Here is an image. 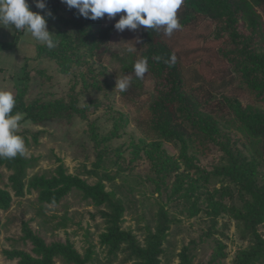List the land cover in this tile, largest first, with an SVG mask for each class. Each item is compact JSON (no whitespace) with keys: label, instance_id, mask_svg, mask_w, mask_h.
I'll return each instance as SVG.
<instances>
[{"label":"trees","instance_id":"1","mask_svg":"<svg viewBox=\"0 0 264 264\" xmlns=\"http://www.w3.org/2000/svg\"><path fill=\"white\" fill-rule=\"evenodd\" d=\"M28 3L34 12H51L48 30L58 44L51 50L36 46L37 55L54 59L71 73L72 87L66 97L27 101L28 85L22 82L14 93L13 114L23 113L22 120L39 125L84 117L74 84L82 79V89L87 90L107 83L103 71L92 62L107 54L114 56L120 64V78L132 75L127 91L118 89V100L133 110L132 125L140 133V147L147 145L145 154L160 185L166 187L173 178L180 213L192 217L202 211L211 221L210 230L217 214L228 215L239 237L248 242L232 264H264V237L258 232L264 222V0H184L177 12L182 27L170 37L143 26L137 33L127 28L118 32L114 24L123 12L114 19L105 16L94 21L61 0H45L44 10L35 7V0ZM202 24L206 30L199 32ZM137 38L141 41L135 44L137 51L127 53L128 42ZM14 43L2 42L0 49ZM172 54L176 62L169 67L164 60ZM141 58L147 59L149 71L137 79L133 65ZM24 132L28 130L16 134L25 139ZM117 134L113 129L107 137ZM166 143L178 149L177 156L166 151ZM34 162V157L24 155L0 159V168L10 171L8 181L15 196L35 191L39 206L44 207L59 204L71 192L80 194L98 208L105 224L99 242L107 251L106 264H163L167 230L176 218L168 209L159 208L141 242L131 230L122 228L127 209L124 199L106 190L102 181L89 184L68 173L62 163L50 175L28 176ZM11 203V193L0 187V211L8 210ZM57 225L65 227L66 218L61 217ZM21 239L30 242L31 251L3 250L17 264H90L94 260L91 248L80 253L69 239L46 243L26 222ZM213 241L215 250L204 264L221 257V242ZM177 257L178 264H194L190 245Z\"/></svg>","mask_w":264,"mask_h":264},{"label":"rangeland","instance_id":"2","mask_svg":"<svg viewBox=\"0 0 264 264\" xmlns=\"http://www.w3.org/2000/svg\"><path fill=\"white\" fill-rule=\"evenodd\" d=\"M201 27L199 32L206 30L203 24ZM130 31L137 33L138 30ZM13 41L12 46L0 49V89L10 90L14 95L17 86L24 82L28 85L27 101L66 97L72 87V74L64 71L54 59L38 57L36 46L43 44L30 34L0 26V43ZM92 65L103 71L107 83L84 90L83 80L76 81L77 105L83 109L84 117L52 119L40 125L21 121L17 131L28 130L24 132V156L35 158L28 176L50 175L62 163L68 173L79 175L89 184L102 181L106 190H112L124 199L127 209L122 228L131 230L141 242L146 227L154 224L159 208L168 209L176 218L167 230L163 264H178L177 253L187 245L192 247L194 264L208 262L215 250L213 238L221 242V257L210 264H232L238 251L248 243L239 237L234 221L226 214H217L215 227L210 230L211 221L202 211L192 217L180 213L175 204L177 193L173 178H169L166 187L160 185L161 180L155 176L145 154L147 145L140 147V133L132 125L133 110L123 107L118 100L119 62L107 54ZM25 74L27 79L23 78ZM113 129L118 134L108 138ZM163 147L170 155H178V149L171 144L166 143ZM9 174V170L0 168V187L6 188L12 196L9 209L0 211V264H17L16 259L5 256L4 249L31 251L30 242L24 243L21 239L24 222L46 243L69 239L80 253L92 249L94 260L90 264L107 263V251L99 242L105 224L98 208L75 192L66 195L57 205L40 207L35 191L25 193L23 197L15 196L8 181ZM61 217L66 218L65 227L57 225ZM258 232L264 237V222L258 226Z\"/></svg>","mask_w":264,"mask_h":264},{"label":"clouds","instance_id":"3","mask_svg":"<svg viewBox=\"0 0 264 264\" xmlns=\"http://www.w3.org/2000/svg\"><path fill=\"white\" fill-rule=\"evenodd\" d=\"M69 9H76L78 14L86 19L97 20L105 18L114 19L117 14L121 15L114 24L118 32L126 28L136 30L143 26L145 30L155 32L163 31L164 35L171 36L174 31L181 29L182 25L177 16L178 9L184 0H61ZM35 7L40 10L46 8L45 0H35ZM42 12H34L30 9L28 0H0V26L5 28L14 27L16 31L30 34L37 42L45 45L48 49L57 47L58 41L55 34L48 30V17ZM141 43L139 38L133 43L128 42L126 52L135 53V44ZM159 61L161 57H156ZM176 62L175 54L164 63L169 67ZM149 71L148 61L141 58L135 61L133 72L137 79H143ZM132 75L127 74L116 81V89L124 92L131 86ZM16 99L10 90L0 89V159H13L18 155L23 156L26 152L25 141L22 136L16 134L23 119V114L13 109Z\"/></svg>","mask_w":264,"mask_h":264}]
</instances>
